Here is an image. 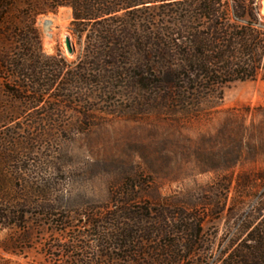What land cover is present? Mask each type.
Listing matches in <instances>:
<instances>
[{"label": "rangeland", "instance_id": "374dc122", "mask_svg": "<svg viewBox=\"0 0 264 264\" xmlns=\"http://www.w3.org/2000/svg\"><path fill=\"white\" fill-rule=\"evenodd\" d=\"M162 4L126 19L154 20L159 27L175 7ZM258 4L264 17V0ZM72 18L70 8H61L39 19L46 55L76 61L81 46L70 30ZM186 98L107 86L88 129L49 135L27 129L26 116L6 125L0 119V202H32L23 220L17 216L0 227V264H69L67 247L60 246L70 243L91 252L95 264H110L93 224L107 232L103 216L119 194L201 215L203 247L210 250L196 255L201 264L237 246L244 227L257 226L264 215V80L260 75ZM78 111L67 115L72 126L81 125Z\"/></svg>", "mask_w": 264, "mask_h": 264}, {"label": "trees", "instance_id": "16d2710c", "mask_svg": "<svg viewBox=\"0 0 264 264\" xmlns=\"http://www.w3.org/2000/svg\"><path fill=\"white\" fill-rule=\"evenodd\" d=\"M258 2L0 0L2 124L26 116L27 129L40 135L83 131L91 126L94 104L107 97V86L174 100L199 98L260 75L264 80V17ZM154 3L175 6L162 15L161 26L126 19ZM61 8L72 10L70 30L81 46L71 63L60 53H44L38 26L40 18ZM47 98L54 101L39 108ZM78 108L82 122L72 126L67 115ZM127 196L119 194L103 216L107 232L93 224L110 264H201L196 255L210 251L203 247L201 215L176 212L168 202L138 204ZM31 205L24 198L1 201L0 227L17 216L23 220ZM243 230L246 237L212 264H264V215L257 226ZM60 247H67L69 264H95L93 254L74 243Z\"/></svg>", "mask_w": 264, "mask_h": 264}, {"label": "water", "instance_id": "95a60500", "mask_svg": "<svg viewBox=\"0 0 264 264\" xmlns=\"http://www.w3.org/2000/svg\"><path fill=\"white\" fill-rule=\"evenodd\" d=\"M67 50L69 53H74V47L73 44L71 43L70 38H67Z\"/></svg>", "mask_w": 264, "mask_h": 264}, {"label": "bare ground", "instance_id": "6f19581e", "mask_svg": "<svg viewBox=\"0 0 264 264\" xmlns=\"http://www.w3.org/2000/svg\"><path fill=\"white\" fill-rule=\"evenodd\" d=\"M49 24L50 23L48 21L45 23L46 28L49 26Z\"/></svg>", "mask_w": 264, "mask_h": 264}]
</instances>
